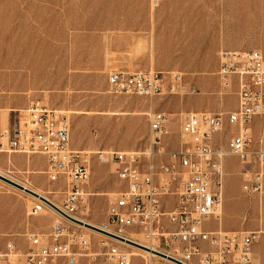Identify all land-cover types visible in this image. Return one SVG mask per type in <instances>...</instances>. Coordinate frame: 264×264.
<instances>
[{
	"label": "rangeland",
	"instance_id": "obj_1",
	"mask_svg": "<svg viewBox=\"0 0 264 264\" xmlns=\"http://www.w3.org/2000/svg\"><path fill=\"white\" fill-rule=\"evenodd\" d=\"M254 50L264 56V0H0V102L30 101L20 111L8 107L10 119L1 130L14 126L19 113L31 105H46L69 118L73 149L143 153L144 169L152 162L160 172L181 146L185 117L201 114L196 112L201 104L197 97L210 94L221 103L236 96L234 87L226 90L218 75L222 52ZM138 71L179 74L183 88L151 98L110 93L111 73ZM183 90L188 93L180 96ZM153 113L171 119L167 135L154 147L149 123ZM235 133L224 126L212 137L213 146L226 152ZM259 147L264 149V127L258 137L253 135L252 150ZM152 152L149 164L146 158ZM253 162L245 167L237 158L224 159L222 216L229 176H236L238 191L252 200L256 220L262 222L264 166ZM115 168L94 160L87 187L90 213L83 219L113 232L106 227L108 204L122 189ZM247 169L261 170V190H244ZM46 170L40 155L0 153L2 176L62 205L65 186L50 184ZM35 203L33 196L0 180V249L13 242L24 254L28 235L50 233L55 215L45 210L29 217ZM81 231L91 239L93 257L81 258L79 264H103L101 242L113 243L95 230ZM130 251L142 256L134 264H172Z\"/></svg>",
	"mask_w": 264,
	"mask_h": 264
},
{
	"label": "built area",
	"instance_id": "obj_2",
	"mask_svg": "<svg viewBox=\"0 0 264 264\" xmlns=\"http://www.w3.org/2000/svg\"><path fill=\"white\" fill-rule=\"evenodd\" d=\"M218 75L226 90L233 89L234 80L238 86V109L228 115L236 133L227 151L217 150L212 144V137L223 131L222 116L187 115L181 146L169 155V163L162 165L160 172L152 162L144 169L147 160L143 161V153L92 154L73 149L71 123L63 112L39 104L20 112L14 126L0 134V153L42 156L47 162L49 183L63 182L65 186L64 200L59 208L35 199L28 215L38 217L47 206L56 218L50 233L28 235V251L24 254L8 242L5 249H0V264H79L81 258L93 257L89 254L91 239L81 230L91 229L83 219L90 213L92 195L87 187L94 160L100 165H114L122 186L109 201L106 225L118 234L103 230L122 240L100 232L113 243L101 242L105 249L103 264H134L130 247L138 243L119 235L128 231L141 235L156 250L139 246L164 255L157 256L173 264H259L253 246L260 233L212 231L207 224L212 219L219 222L221 217L224 159L237 158L245 167L252 166L253 160L260 168L264 166V149L252 150V121L264 116V56L256 50L222 52ZM181 82L179 74L156 71L113 72L108 77L110 93L149 98L165 91L176 93L183 88ZM149 123L152 147L158 146L169 131L171 119L165 113H153ZM147 157L150 164L154 153ZM243 175L245 191L253 186L255 191L261 190L260 169H247Z\"/></svg>",
	"mask_w": 264,
	"mask_h": 264
},
{
	"label": "crops",
	"instance_id": "obj_3",
	"mask_svg": "<svg viewBox=\"0 0 264 264\" xmlns=\"http://www.w3.org/2000/svg\"><path fill=\"white\" fill-rule=\"evenodd\" d=\"M13 65V63H11ZM14 66V65H13ZM64 65H61V67ZM204 84V83H203ZM234 89L236 91V96L226 97L221 103H219L216 98L208 94L205 96H199L197 99L201 102L199 107L196 109V112L201 114L212 112L216 116H223L228 113L234 112L238 109L239 98H238V86L237 80H234ZM264 91V90H263ZM30 105V101H20V102H9L1 101L0 102V134L2 132L1 128L4 123H8L10 119L8 107H11V110H21L26 109ZM46 106V105H45ZM48 107V106H47ZM19 110V111H20ZM2 112H4L2 114ZM225 117V116H224ZM181 118V116H180ZM224 126L227 129H230L231 132L236 130V127L228 123V117L224 118ZM264 127V119L256 118L252 122V130L254 138L258 137ZM11 162V160H10ZM233 163V161H229ZM236 176H229L228 186L225 190V203H224V212L223 216L219 222L212 219L208 224H212V228H207L212 231L221 230L227 233L235 232H258L260 233L258 242L253 246V255L257 263L264 264V212L262 215V222L259 223L257 219V213L252 207V200L243 196L237 188V179ZM262 229V230H258Z\"/></svg>",
	"mask_w": 264,
	"mask_h": 264
},
{
	"label": "bare ground",
	"instance_id": "obj_4",
	"mask_svg": "<svg viewBox=\"0 0 264 264\" xmlns=\"http://www.w3.org/2000/svg\"><path fill=\"white\" fill-rule=\"evenodd\" d=\"M156 3V2H155ZM186 93H188V91L187 90H183V92L181 91L180 92V96H184ZM1 176H2V174H0ZM4 177V176H3ZM6 178V177H5ZM8 179V178H7ZM12 181V180H11ZM14 182V181H13ZM21 186H23L25 189H28V190H30V191H32L33 193H35L38 197H35V196H33V195H31V194H29V193H27L28 195H30V196H33L34 197V199H36V200H42V198L43 197H41V196H39L38 195V193L37 192H35V191H33V190H31L28 186H26V185H21ZM15 188V187H14ZM19 190V189H18ZM21 191V190H20ZM23 192H25V191H23ZM26 193V192H25ZM43 199H45V198H43ZM45 200H47V201H49L50 203H52L53 205H55V206H57V207H59V208H61V205L60 204H57V203H55V202H53V201H51V200H49L48 198H46ZM46 210H49L50 212H52L47 206H46ZM52 213H54V212H52ZM221 215H222V213H221ZM221 218V217H220ZM220 220V219H219ZM83 222H85L86 224H88V225H90V226H92V227H95V228H98V229H100V230H104V231H107V232H111V233H116L115 231L113 232V231H111V230H108V229H105V228H103V227H99V226H97V225H95V224H93V223H91V222H88V221H86V220H83ZM93 230V229H92ZM91 229H87V231H89V232H93ZM98 232V231H97ZM96 232V233H97ZM98 234V233H97ZM116 234H118V233H116ZM119 235H121V236H124L125 238H129V239H131V240H133V241H135L136 243H138L139 245H142V246H145V247H147V248H149L150 250H156V248L153 246V245H148L147 243H145L143 240V237L141 236V235H136L135 233H132V232H130V231H128V232H126V233H121V234H119ZM103 237H105L104 235H103ZM106 238V237H105ZM106 239H108V238H106ZM136 239H138V241L136 240ZM133 251L135 250V251H137V252H140V253H143V254H145V255H147V256H149V257H154V258H158V259H160V260H163V259H161V257H159V256H157L156 254H154L153 253V251H147V250H145V249H142V248H139V247H136V246H134V247H130ZM133 255H134V257L135 258H138V257H142L140 254H137V253H134L133 252ZM164 261H167V260H164ZM167 262H169V261H167ZM171 263V262H170ZM173 264V263H172Z\"/></svg>",
	"mask_w": 264,
	"mask_h": 264
},
{
	"label": "water",
	"instance_id": "obj_5",
	"mask_svg": "<svg viewBox=\"0 0 264 264\" xmlns=\"http://www.w3.org/2000/svg\"><path fill=\"white\" fill-rule=\"evenodd\" d=\"M0 180H2L3 182H5V183H7V184H9V185H11V186H13V187H15V188L21 190V191H25L26 193H29V194H31V195H33V196H35V197H38V196H37L35 193H33L32 191H30V190H28V189H25L23 186H21V185L15 183V182H13V181H11V180H9V179L3 177V176H1V175H0ZM42 200L45 201V202H47V201H46L45 199H43V198H42ZM87 227H89V228H91V229H93V230H95V231H98V232L104 233V234H106V235H109V236H111V237H113V238H116V239L122 240L121 238H118V237H116V236H114V235L108 234V233L104 232L103 230H100V229H98V228L92 227V226H90V225H87ZM131 244L134 245V246H136V247H140V248L145 249V250L148 251V249H146V248H144V247H142V246H139L138 244H134V243H131ZM157 255H160V256H162V257H165L164 255L159 254V253H157ZM177 263H178V262H177ZM178 264H180V263H178Z\"/></svg>",
	"mask_w": 264,
	"mask_h": 264
}]
</instances>
